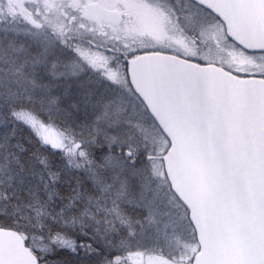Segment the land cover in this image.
<instances>
[{
    "label": "snow or ice",
    "instance_id": "obj_1",
    "mask_svg": "<svg viewBox=\"0 0 264 264\" xmlns=\"http://www.w3.org/2000/svg\"><path fill=\"white\" fill-rule=\"evenodd\" d=\"M0 264H264V0H0Z\"/></svg>",
    "mask_w": 264,
    "mask_h": 264
}]
</instances>
